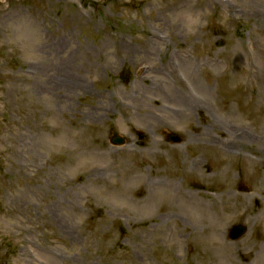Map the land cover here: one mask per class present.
<instances>
[{"label": "rangeland", "instance_id": "374dc122", "mask_svg": "<svg viewBox=\"0 0 264 264\" xmlns=\"http://www.w3.org/2000/svg\"><path fill=\"white\" fill-rule=\"evenodd\" d=\"M181 79L199 107L167 124ZM214 121L264 124V0H0V264H210L206 222L167 200L138 210L149 180L171 175L186 192L203 183L219 209L242 202L224 240L236 260L258 252L264 194L256 205L232 185L255 188L264 169L193 137ZM196 158L209 170L190 171Z\"/></svg>", "mask_w": 264, "mask_h": 264}, {"label": "bare ground", "instance_id": "6f19581e", "mask_svg": "<svg viewBox=\"0 0 264 264\" xmlns=\"http://www.w3.org/2000/svg\"><path fill=\"white\" fill-rule=\"evenodd\" d=\"M257 18L258 17H255V19ZM155 39L156 38L153 37L152 40H149L150 43H156V41H154ZM180 81L182 85V94L181 96L175 95L174 93L170 95V100H173L172 102H174L176 108L170 111L168 117H164V119L166 118L164 122L167 124L175 125L183 120L185 121V119L189 118L192 110L199 107V101L196 100L194 94V89H196L194 85L195 81L193 79H181ZM227 117L233 119L231 114H227ZM214 122L215 124L210 123L209 126L201 129L195 128L193 137L202 141L212 142L213 144L209 146H212L213 149L217 150L222 155L227 154L232 158H239L242 162L253 163L264 169V124L250 133L242 128V126H232L229 130H226L227 125H218L216 121ZM140 123L143 122L141 121ZM197 141L189 139L186 142V146L197 145ZM252 143H255V145ZM128 152L132 153L133 150L129 149ZM199 166L204 167L205 171L210 168L207 163L203 165L196 158L190 162V171L197 169ZM240 168L243 170L245 166H240ZM244 170H246V168ZM244 170L241 174V177L243 175L242 178H245ZM215 173L216 172H213L211 176H214ZM155 177L157 176L155 175ZM199 177L202 178L204 175L200 174ZM258 184L255 188H252L250 185L240 180L239 177L237 181L233 182L232 187L243 192L247 191L248 193H246L244 197L248 199L251 198L257 205L258 197L255 193L264 194L263 173L259 176ZM148 186L151 188L150 194L146 197H137L139 212H141L142 215L152 214L154 212L153 203L155 200H167L168 208H177L179 211H187L195 221L200 220L206 222L208 231L201 237V240H204L212 250L215 248L217 252L221 254L219 257L214 254V256L209 259L210 264H223L218 261V258H222L225 264H248L249 259L253 260V264H264V246L256 253H251L248 249L237 250V258L239 259L236 260L233 258V255L232 257L230 255L233 245L224 240L225 227L231 217H248L241 211L243 206L242 202H232V205H229L226 209H219L214 197H209L207 193L197 191L201 189V187H205L203 183H190V188H193L196 194H206L201 196L203 200H198L197 195L193 191L186 192L182 190L172 175L169 176L166 181L151 179L148 182ZM220 196L221 199H223V197L226 199L231 197L230 189L220 192ZM237 213H239V215H237ZM262 213L264 214V210ZM161 218L164 220L167 218V215H163ZM258 238L264 240V233H260Z\"/></svg>", "mask_w": 264, "mask_h": 264}, {"label": "water", "instance_id": "95a60500", "mask_svg": "<svg viewBox=\"0 0 264 264\" xmlns=\"http://www.w3.org/2000/svg\"><path fill=\"white\" fill-rule=\"evenodd\" d=\"M168 138L172 141H179V137L173 134L168 135ZM112 141L115 143H121L123 141L122 138L120 137H113ZM244 231L243 227L238 226L237 228L232 230V237H238L239 235H241V233Z\"/></svg>", "mask_w": 264, "mask_h": 264}]
</instances>
